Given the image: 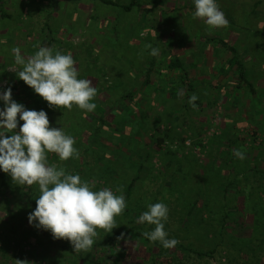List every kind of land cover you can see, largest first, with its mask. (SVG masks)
I'll use <instances>...</instances> for the list:
<instances>
[{
	"label": "rangeland",
	"instance_id": "rangeland-1",
	"mask_svg": "<svg viewBox=\"0 0 264 264\" xmlns=\"http://www.w3.org/2000/svg\"><path fill=\"white\" fill-rule=\"evenodd\" d=\"M101 1L0 0V90L16 87L14 101L45 111L49 127L74 138L77 158L61 161L47 153V162L78 174L93 190L108 187L125 197L129 181L143 167L125 197L126 208L115 217L116 227L98 229L94 240L129 226L151 231L154 226L138 223V217L148 204L163 202L168 239L201 252L214 249L209 264H264V1L254 8L257 0H217L228 25L212 31L193 18V0H134L142 12L120 8L132 0H104L117 7ZM208 39L237 49L255 96L236 88L229 52ZM13 47L25 58L39 47L71 54L78 78L90 79L97 90L93 117L106 113L108 122L100 128L86 110L49 107L16 76L22 66L15 63ZM153 47L159 51L147 81ZM171 55L186 66L192 90L172 84L178 74L165 68ZM193 94L196 108L189 104ZM165 131L181 134L182 141L167 138L156 146L153 136ZM234 149L245 158L234 156ZM226 163L233 166L232 183L225 181L227 170L216 171ZM0 173L13 188L0 191V264H77V254L90 255L67 240H55L56 249L64 247L61 252L49 248L46 232L28 222L33 206L27 205L28 191ZM39 194L36 189L34 198ZM112 236V247L101 251L107 264L113 259L194 264L175 247L151 249L139 240Z\"/></svg>",
	"mask_w": 264,
	"mask_h": 264
},
{
	"label": "clouds",
	"instance_id": "clouds-1",
	"mask_svg": "<svg viewBox=\"0 0 264 264\" xmlns=\"http://www.w3.org/2000/svg\"><path fill=\"white\" fill-rule=\"evenodd\" d=\"M193 4V18L201 19L209 31L227 27L228 20L217 0H193ZM11 51L15 63L22 66L16 76L49 107L71 110L76 106L86 112L96 108L92 101L97 90L90 79L78 78L71 54L39 47L25 58L18 47ZM158 51L153 47L150 54L156 56ZM196 100L195 94L189 98L193 108L197 107L193 103ZM0 104V172L9 174L19 185L36 184L40 193L34 210L28 214L29 224L35 222L36 228L48 231L54 239L69 241L74 250H88L94 244L98 229L111 231L116 227L115 217L126 208L124 195H117L108 187L93 190L78 174H69L63 167L48 164L47 153H54L64 161L77 158L79 152L73 146L71 135L62 128L49 127L45 111L26 109L14 101L10 87L0 90ZM234 156L245 158L239 149H234ZM167 218V205L157 202L148 204L147 211L141 213L137 222L153 225L154 228L143 235L149 241H158L170 248L178 241L167 238L164 230Z\"/></svg>",
	"mask_w": 264,
	"mask_h": 264
},
{
	"label": "trees",
	"instance_id": "trees-1",
	"mask_svg": "<svg viewBox=\"0 0 264 264\" xmlns=\"http://www.w3.org/2000/svg\"><path fill=\"white\" fill-rule=\"evenodd\" d=\"M264 0H257L254 4L253 7L256 8L261 2H263ZM101 3H103L106 6H113V7H117L115 3H112L111 1H104L102 0ZM120 8H122V10H124L125 12H131V10L133 8H136L135 10L142 12L140 10V6L136 3V1L132 0L127 6H120ZM144 12H149L148 10H144ZM46 26V24H45ZM206 41L209 42H213L215 44H218L219 46H221L222 48H224L225 50H227L232 58V66H233V70L236 73V77H237V83H236V88L237 89H245L247 90V92L251 95V96H255L257 94V92L255 91V88L253 87V85L250 83V80L248 78V76L246 75V71H245V66H244V62H243V58L242 56L238 53L237 49H235V47H231L227 42L221 40V39H208ZM155 57L156 56H152L150 58V62H149V68L147 70V81L149 79V74L151 72L152 66L155 62ZM165 68L167 71H172L173 73L178 74V78L174 79L172 81V84H174V86L176 87H181L183 89L187 90H192V87L188 84V77H187V70H186V66L176 57L171 55V58L168 59ZM16 91V87H12L11 89V96L15 93ZM130 97V95L128 96ZM117 104V103H116ZM115 104V105H116ZM113 111V110H112ZM111 111V113H112ZM106 113H104L103 115L99 116V117H93L92 112H89V118L90 119H97L98 122L95 123H100V128L108 122V117H106ZM95 132H99V130H95ZM154 138V142L156 146H160L161 143L165 140V139H177L182 141V135L181 134H174L172 131L171 132H164V133H155V135L153 136ZM228 145H230V147H232V140L228 139ZM148 156V155H147ZM215 162V161H214ZM216 163V162H215ZM221 165V164H220ZM218 167V169L216 170L217 172H219V174H221V171L223 169L227 170L226 173L228 175H223L225 176V181L232 183L233 179H230V177H232L231 173L233 170V166L229 163H226V165L224 164L223 166ZM79 167V166H77ZM142 166L139 165V167L137 168V175H135L134 178H132L128 185L127 188L125 189V197H129L131 194V191L134 187V185L137 183V181L140 180V176L139 173L142 170ZM214 169V168H213ZM253 169V168H252ZM254 170V169H253ZM254 172H256V169L254 170ZM216 176L218 173H215ZM218 174V175H219ZM222 176V177H223ZM220 177V176H219ZM264 178V177H263ZM24 189H26L28 191V196H27V205H33L32 206V210H34L36 203H35V198H34V194L36 193V189H38V186L36 184H33L31 186L29 185H24L23 186ZM13 188L10 187L5 179V175L3 173H0V191L2 193H7L10 190H12ZM17 190V189H16ZM193 207V205L191 206V208ZM189 213L191 212V209ZM127 216V215H126ZM131 222V221H130ZM227 225V223L224 221L222 224V228L224 229L225 226ZM236 226H239L236 225ZM241 227V225L239 226V228ZM43 231L46 232V234L48 236H46V238H48V246L49 248H53L58 252H61V250H63L64 247H59L60 249H56L57 248V242L61 241L58 240L57 242L55 241L56 239H54L51 234L48 231H45L43 229H36V231ZM112 234H114V236L116 238H120V239H125V238H129L130 240H139L141 241V243H145V244H150V246H152L153 248L151 249H157V250H163V246L161 245V243L157 242H152L149 241L142 232L137 231L133 226H129L125 229H123L122 233L116 232V233H107L105 234V238L104 239H95L94 240V244L89 248V256H83L81 254V252L79 254L76 255V263L77 264H107L106 262V256L101 254V251L103 250V247L109 249L110 247H112L111 243L113 241V236ZM45 235V234H44ZM176 249H178L181 253H185V260L187 261L188 259H192L193 263L195 264L196 261L199 262H203V264H209L208 260H210L212 258V255L215 254V250L211 249L208 252H201V251H197L194 250L192 248H185L183 245L180 244H176L175 246ZM4 252H6V249L3 250ZM84 251V250H83ZM100 251V252H98ZM153 251V250H152ZM103 252V251H102ZM112 252L113 251H108V256L112 257ZM105 254V252H104ZM152 256H154V254H151L149 257L152 258ZM183 258V259H184ZM149 260V259H147ZM173 261V260H172ZM175 262V261H173ZM183 263V260H178L176 264L179 263ZM112 264H120L119 262H117V259H113ZM138 264H145L143 262L138 263ZM184 264V263H183ZM252 264V263H251ZM255 264V263H253Z\"/></svg>",
	"mask_w": 264,
	"mask_h": 264
}]
</instances>
